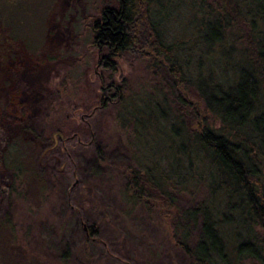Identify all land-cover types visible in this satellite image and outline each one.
<instances>
[{
  "label": "rangeland",
  "instance_id": "obj_1",
  "mask_svg": "<svg viewBox=\"0 0 264 264\" xmlns=\"http://www.w3.org/2000/svg\"><path fill=\"white\" fill-rule=\"evenodd\" d=\"M15 1L14 29L0 23V264H190L176 242L194 245L196 207L215 191L220 208L224 191L216 175L207 186L204 153L191 137L182 141L187 123L176 109L183 87L154 54L153 37L141 34L113 55V45L88 27L100 0ZM183 19L174 15L158 30L176 50L191 91L183 97L201 113L198 95L235 79L238 44L231 33L202 43L203 33ZM193 118L192 129H200L202 118ZM154 165L173 197L162 211L124 187L125 167ZM221 208L218 217L227 213ZM189 209L195 219L185 215ZM226 234L232 257L235 241Z\"/></svg>",
  "mask_w": 264,
  "mask_h": 264
},
{
  "label": "trees",
  "instance_id": "obj_2",
  "mask_svg": "<svg viewBox=\"0 0 264 264\" xmlns=\"http://www.w3.org/2000/svg\"><path fill=\"white\" fill-rule=\"evenodd\" d=\"M14 7L20 4L15 0H0V23L9 29L15 27L11 14ZM99 8L95 22L88 27L106 47L113 45V55H120L137 42L141 34L153 37L150 43L154 54L165 62L174 82L183 87L178 92L176 109L177 116L187 123L182 141L185 136L191 137L204 153L211 168L206 171L207 186L212 189L216 175L218 181L215 182L222 185L224 191L221 207L224 204L227 213L218 217L221 207L214 206L215 191L209 190L212 194L208 201L203 207H196L201 217L196 242L193 246L185 240L176 244L188 256L190 264H264V0H100ZM174 15L184 18L187 29L203 33L202 43L214 44L231 33L236 38L233 43L238 44L241 67L235 79L222 84L225 86L221 92L210 84L211 93L206 98L198 95L204 102L201 113L191 99L183 97L184 92L191 91L182 79L176 50L163 42L158 30L167 29ZM22 17L26 19L24 14ZM216 114L220 122L217 127L214 126ZM192 117L202 118L197 124L200 129H192ZM48 126L49 122L46 128ZM49 128L53 130L56 126ZM124 171L125 191L135 201H142L150 210L172 207L173 197L160 181L159 167L141 171L127 166ZM197 173L203 178L201 171ZM185 212L195 219L196 210ZM231 222L237 226L230 233L225 227ZM88 231L93 233L91 227ZM226 232L235 241L232 257L226 250Z\"/></svg>",
  "mask_w": 264,
  "mask_h": 264
},
{
  "label": "water",
  "instance_id": "obj_3",
  "mask_svg": "<svg viewBox=\"0 0 264 264\" xmlns=\"http://www.w3.org/2000/svg\"><path fill=\"white\" fill-rule=\"evenodd\" d=\"M83 227H84V229H86V226L85 225Z\"/></svg>",
  "mask_w": 264,
  "mask_h": 264
}]
</instances>
